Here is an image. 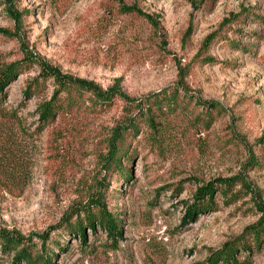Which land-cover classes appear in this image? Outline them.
Listing matches in <instances>:
<instances>
[{
    "label": "rangeland",
    "instance_id": "obj_1",
    "mask_svg": "<svg viewBox=\"0 0 264 264\" xmlns=\"http://www.w3.org/2000/svg\"><path fill=\"white\" fill-rule=\"evenodd\" d=\"M0 30V70L19 69L0 94V233L54 264H207L237 242L242 264H264L248 230L264 218V0H0ZM55 73L135 100L179 93L146 113L73 89L45 124ZM116 128L120 166L106 160ZM208 183L216 207L185 218ZM96 198L120 237L85 226L81 243L67 225ZM0 264L23 263L0 250Z\"/></svg>",
    "mask_w": 264,
    "mask_h": 264
},
{
    "label": "trees",
    "instance_id": "obj_2",
    "mask_svg": "<svg viewBox=\"0 0 264 264\" xmlns=\"http://www.w3.org/2000/svg\"><path fill=\"white\" fill-rule=\"evenodd\" d=\"M119 1V0H115ZM135 9V7H133ZM8 10V9H7ZM130 10V8H127ZM136 10V9H135ZM137 12H139L137 10ZM4 30H0V34H4ZM19 69L16 64H10L3 70H0V94L3 92L4 83L8 78L14 76L15 72ZM58 88L54 91L51 99L48 102H45L39 106V118L45 124L49 121L54 120L60 114L66 113V107L63 109L62 105L58 103L57 95L60 93H69L71 90L75 89L78 92H85L90 94L94 101L102 103V104H110L115 97H118L120 100L124 101L127 106L135 103L136 107L142 109L145 108L146 113L150 109L149 108V100L153 97H177L178 88H175L173 91L167 93L165 90L157 93H153L145 96V98H139L137 100L129 98L123 92H121L115 86L109 87L107 89H102L93 81L71 78L68 76L60 75L59 73H55L52 75ZM2 97H0L1 99ZM69 101V100H68ZM72 103V102H71ZM210 109L215 108V104H209ZM149 125L153 122L150 117L147 118ZM128 124L131 129H134V123L130 122V120L125 122ZM152 126V125H151ZM122 129V128H121ZM121 129H115L113 138L111 139V144L109 147V153L107 157V161L115 162L118 166H120V160L115 156L116 152H118L115 147V142L117 138H123ZM122 174L124 178H129V172L127 170H123ZM221 182V181H218ZM222 187L219 185V194L223 198H226L231 186V180L223 181ZM217 185L214 183H208L200 187L197 192L194 194L195 201L190 205H186V215L185 218H193L194 210L197 208L198 210H207L216 207L215 200L213 198V191ZM205 196H209V199L205 201L203 198ZM96 209V213L93 210ZM83 217L77 218L74 223L68 224L67 232H72L74 236H77L81 243H85L86 233L85 226H88L91 231H95L96 225L105 230L106 235L115 241L120 237V227L122 226L123 220H119L117 217H112L109 214L104 204L101 203L99 198H96L94 202L90 203V206H87L83 211ZM251 238L253 242L258 245L260 243L261 235L264 233V218L258 221L254 226H251L249 229ZM41 239L42 245L44 244L47 236L39 235L37 236ZM240 242H237L235 245L238 247L232 246V243H226L221 249L212 253L208 259L207 264H242L237 258L236 251H238ZM57 248L58 245H56ZM0 250L1 253H13V258L16 261H20L23 264H54L52 263L47 255L43 253V251H37L34 243H31L30 239H23L16 236L10 235L8 232L0 233ZM242 250L250 251L251 248L244 245ZM62 251V250H61Z\"/></svg>",
    "mask_w": 264,
    "mask_h": 264
}]
</instances>
